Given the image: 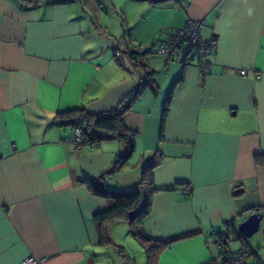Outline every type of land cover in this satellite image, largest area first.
Listing matches in <instances>:
<instances>
[{
  "label": "crops",
  "instance_id": "0c3cea01",
  "mask_svg": "<svg viewBox=\"0 0 264 264\" xmlns=\"http://www.w3.org/2000/svg\"><path fill=\"white\" fill-rule=\"evenodd\" d=\"M190 19H203L202 37L216 41L209 74L195 53L135 55ZM148 71L158 92L145 89L124 115L135 150L106 185L131 188L143 163L162 153L145 232L154 240L195 233L162 249L156 264H220L212 239L264 211V161L256 162L264 160V0H0V264L29 256L125 264L115 245L133 264L147 263L133 237L119 239L130 230L125 220L110 226L113 245L99 244L93 216L113 202L84 183L109 171L125 145H78L73 127L83 121L56 114L113 109ZM225 246L246 251L243 264H264L261 228Z\"/></svg>",
  "mask_w": 264,
  "mask_h": 264
},
{
  "label": "trees",
  "instance_id": "16d2710c",
  "mask_svg": "<svg viewBox=\"0 0 264 264\" xmlns=\"http://www.w3.org/2000/svg\"><path fill=\"white\" fill-rule=\"evenodd\" d=\"M28 5H38L44 0H21ZM65 1V0H62ZM67 1V0H66ZM119 49V48H118ZM145 89H149L152 93L158 92V86L155 83L152 71L144 74L141 83L136 85L113 109L101 113H88L83 108H75L56 114V118L64 122H72L82 120L81 138L78 145H97L103 140L118 139L125 145V152L119 154L111 169L94 180L85 178L84 183L91 193L112 200V206L102 212L94 214V220L99 224L101 246L113 245L110 237V226L118 220L127 221L130 232L137 243L144 249L146 253V264H156L159 252L171 245L173 242L189 237L195 232L183 233L165 240L151 239L145 232L144 222L150 215L151 197L157 189L155 188L154 170L162 160V153L158 150L146 160L141 168L139 181L129 189H111L106 185V179L118 172L122 166L131 158L135 150V138L137 132L130 129L124 123V115L131 109L135 100L142 94ZM167 110V105L164 112ZM260 157L256 156V162L262 163ZM133 212V216L129 217V213ZM232 228V227H231ZM230 229L229 227L227 230ZM226 230V231H227ZM222 236L225 233L221 234ZM235 235L244 238L235 230ZM118 252L125 261V264H133L127 255L123 253L121 247H117ZM208 264H218L215 260H211ZM220 264H227L222 261Z\"/></svg>",
  "mask_w": 264,
  "mask_h": 264
},
{
  "label": "built area",
  "instance_id": "2783aa9c",
  "mask_svg": "<svg viewBox=\"0 0 264 264\" xmlns=\"http://www.w3.org/2000/svg\"><path fill=\"white\" fill-rule=\"evenodd\" d=\"M204 27L203 19H190L186 24L174 30V32L165 40L152 42L147 45H137L136 48L139 52L155 53L173 57H188L195 53L197 58V66L203 74H209L214 66L212 57L217 48L215 40H206L202 37V29ZM114 55L120 56V50L114 49ZM239 75H247V71L239 70ZM258 75H256V78ZM81 126L75 125L73 127L72 140L78 143L81 138ZM189 187H184L181 193H188ZM235 228H230L225 232L224 236H216L212 239V243L217 248V254L222 261L227 264H243L247 255L246 251L230 252L226 248V244L235 237ZM24 264H40L39 260L32 256L24 260Z\"/></svg>",
  "mask_w": 264,
  "mask_h": 264
},
{
  "label": "water",
  "instance_id": "95a60500",
  "mask_svg": "<svg viewBox=\"0 0 264 264\" xmlns=\"http://www.w3.org/2000/svg\"><path fill=\"white\" fill-rule=\"evenodd\" d=\"M133 214V212H130L129 217H132ZM260 228L264 231V211L251 213L244 221L239 223L237 227L240 234L245 238L252 236Z\"/></svg>",
  "mask_w": 264,
  "mask_h": 264
},
{
  "label": "rangeland",
  "instance_id": "374dc122",
  "mask_svg": "<svg viewBox=\"0 0 264 264\" xmlns=\"http://www.w3.org/2000/svg\"><path fill=\"white\" fill-rule=\"evenodd\" d=\"M106 8H107V7H106ZM116 10H117V11H120L119 7H116ZM93 12H94V11H93ZM103 13H104V15H106L107 13H109V14H110V17H113L112 19H117V18L119 17L116 13H113L111 9H107V10L103 11ZM94 15H96L95 12L92 14V16H91L90 18H91V19L93 18L94 20H97L98 17L95 18ZM97 21H98V20H97ZM137 53L139 54V53H143V52H139V51L137 50V48H135V55H136ZM117 225H121V224H117ZM122 225H124V224H122ZM125 237H133L132 234H131V232H130V230L127 229V228H126V231L120 233V237H119V239H121V240H122V239L125 240ZM126 240H127V239H126ZM128 240H129V238H128ZM125 242H127V241H125ZM126 244H127V243H126ZM118 246H121V245H118ZM113 247L118 251L117 245H115V246H113ZM118 254L121 256V254H120L119 252H118Z\"/></svg>",
  "mask_w": 264,
  "mask_h": 264
},
{
  "label": "flooded vegetation",
  "instance_id": "af4514ba",
  "mask_svg": "<svg viewBox=\"0 0 264 264\" xmlns=\"http://www.w3.org/2000/svg\"><path fill=\"white\" fill-rule=\"evenodd\" d=\"M235 234V233H234ZM236 237V236H235Z\"/></svg>",
  "mask_w": 264,
  "mask_h": 264
}]
</instances>
